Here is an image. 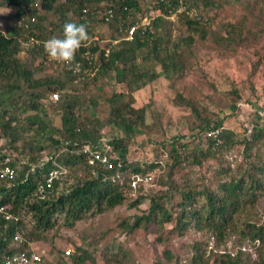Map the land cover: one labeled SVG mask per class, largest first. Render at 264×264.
I'll return each instance as SVG.
<instances>
[{"label": "trees", "instance_id": "16d2710c", "mask_svg": "<svg viewBox=\"0 0 264 264\" xmlns=\"http://www.w3.org/2000/svg\"><path fill=\"white\" fill-rule=\"evenodd\" d=\"M36 1L0 0L15 9L14 23L0 27V160L15 169L13 178H0V264L6 255L29 251L30 246L39 253L40 264L95 263L96 252L104 264H134V252L116 233L132 237L140 230L154 234L162 245L165 261L158 259L155 264L176 263L177 254L165 241L189 229L219 240L231 231L263 245L264 220L254 221L252 215L264 191V113L255 111L238 128L226 127L224 119L186 85L187 95L176 91L174 103L189 108L193 120L189 133L167 137L163 112L154 108L152 98L135 106L134 93L160 77L172 82L183 76L192 66L196 43H214L229 52L253 44L256 35H264V0L248 4L240 19L218 27L208 16L218 6L216 0H163L158 7L164 15L155 17L153 30L133 40L124 38L123 29L132 22L128 18L131 9H138V0H40L41 10H24ZM103 2L115 6L108 22L97 15ZM179 4L185 7L178 15L183 32L172 36L173 23L164 19ZM124 5L128 9H122ZM199 5L200 17L187 13ZM83 8L86 16L80 18ZM51 11L58 17L50 20L49 29L42 22ZM33 14L36 21L28 28L17 24L20 17ZM97 19L112 33L90 38L78 50L73 63L80 61V77L76 79L73 64L49 61L44 43L52 36L61 37L65 23H83L91 36L92 21ZM86 50L94 54L91 62L81 57ZM47 64H55V75L45 74ZM53 92L58 98L50 101L48 95ZM101 100L107 105L105 116ZM240 101L241 93L233 87L229 104ZM212 127H221L220 134L203 135ZM109 128H122L123 133L110 136L113 167L106 169L98 161L90 164L81 146L95 144ZM139 131L143 138L138 145L149 156L131 159L129 152ZM235 144L240 145L241 158L231 168L223 154ZM207 162L216 165L214 172L200 175L199 186L190 183L185 165L202 168ZM52 168L65 170V176L45 188V176ZM151 174L154 190L141 192L140 183L138 193L131 194L132 181ZM122 204L139 213L109 218L104 227L99 224L95 238L83 234L80 245L70 240L74 248L69 254L55 250L54 238L62 228ZM16 234L22 241L14 240ZM36 243L48 244L49 249ZM262 245L249 264H264ZM192 249L187 264H241L239 250L234 255L223 252L205 257L197 241Z\"/></svg>", "mask_w": 264, "mask_h": 264}, {"label": "rangeland", "instance_id": "374dc122", "mask_svg": "<svg viewBox=\"0 0 264 264\" xmlns=\"http://www.w3.org/2000/svg\"><path fill=\"white\" fill-rule=\"evenodd\" d=\"M61 1V0H60ZM139 7L137 10L131 9L129 20L132 21L140 18L142 9L150 2L155 0H138ZM218 6L208 13L211 17V24L213 27H218L223 22H232L241 18L245 13L246 6L253 3L255 0H216ZM40 3V0H37ZM105 3H100L97 11L98 18L102 17ZM201 8L199 6H192V8ZM177 8V6H176ZM41 10V8L39 9ZM15 9L8 4L0 3V27H5L14 23L13 13ZM185 12L184 10H173L166 19L173 24L171 26L172 36H177L179 32H183V26L178 20V15ZM42 13V11H41ZM188 14H190L187 11ZM48 16V18H47ZM57 14L53 11L46 14L47 20L42 22L43 26L50 29V20L54 21ZM93 35L90 38H100V34L108 36L111 34V29L107 24H102L98 19L92 21ZM253 44L242 45L237 50L229 52L223 48H217L214 43H196L194 59H192V66L187 72L175 78L172 82L160 77L144 88L137 90L134 95L136 97L135 106H140L146 103L149 99H153L154 108L163 112L161 123L163 124L164 134L167 137L174 135H185L189 133L190 123L193 121L189 108L180 106L174 103V96L176 91H181L187 95L188 91L185 86H191L198 94V98L202 100L205 105L212 112L224 119V125L229 128H238L239 122L243 119H248L255 111L264 113V35H256ZM49 61H52L48 57ZM58 63V62H57ZM57 67L55 64H47L45 74L55 75ZM92 72L91 74H93ZM91 86V84H90ZM89 86V87H90ZM235 87L241 93V101L235 106H230V90ZM108 88V87H107ZM120 87L117 85V89ZM253 88V89H252ZM106 103L101 100V115L105 116ZM233 114V115H232ZM152 117L149 112L146 113V121L150 122ZM58 121V118L56 117ZM191 121V122H190ZM251 124H247V130L251 129ZM122 128H109L108 136L121 135ZM143 138V134L139 131L135 143L131 146L129 157L131 159L143 158L144 155L149 156V153L138 145V142ZM223 158L230 165L231 168L240 160V145L235 144L229 150L225 151ZM214 164L206 163L204 167L198 168L195 166L185 165V173L187 180L192 184L201 183L202 174L210 175L215 170ZM151 179L145 181L143 177H136L132 181L131 188L128 190L131 194L138 193V185L141 183V192L147 190L153 191L155 184L153 182L154 174L150 175ZM134 195V196H135ZM133 196V197H134ZM253 211L252 217L254 221L264 220V191L259 194L258 201ZM139 213L134 208H128L126 204L115 207L105 214H98L96 216L85 217L75 223L71 228H62L58 237L54 238L55 250L59 254L62 252L66 255L65 250L69 253L73 250L74 244L80 245L81 236L95 238L99 228L105 226V222L116 215L123 216V214ZM105 216L104 219L102 217ZM108 225V223H107ZM96 235H95V234ZM120 241L125 240L126 244L130 246L134 252L136 259L134 264H155L156 260L165 261L162 257V245L155 240L152 233L144 234L141 230L135 233L132 237L125 234L116 233ZM74 241V244L70 243ZM200 242L204 256H212V254L229 253L236 254L240 251V263L249 264L256 258V248L262 245L261 242L255 240L253 242L241 239L235 232L226 233L224 238L219 240L214 236L208 234H201L193 229H189L182 235H174L165 244L177 254V261L174 264H187L193 252V242ZM37 244V243H36ZM100 246V243H96ZM40 248L46 251L49 249L48 244H37ZM35 247V246H34ZM37 249V248H36ZM264 250V244L261 247ZM95 263L89 261L86 264H104L103 259L99 253H95ZM174 262V261H173ZM173 264V263H172Z\"/></svg>", "mask_w": 264, "mask_h": 264}, {"label": "built area", "instance_id": "2783aa9c", "mask_svg": "<svg viewBox=\"0 0 264 264\" xmlns=\"http://www.w3.org/2000/svg\"><path fill=\"white\" fill-rule=\"evenodd\" d=\"M161 1L163 0H155L154 2H150L149 4H147L146 7L141 10L142 15L140 16V18L132 21L131 23L127 24L124 27L123 31H124L125 39L133 40L136 36L142 37L146 34V32L153 30L152 25L155 20V17L157 15H164V12H162L161 9L158 7L159 2ZM33 8H37V10H39L40 4L37 1L31 2L30 4L24 7V10L29 11L30 9ZM122 9L126 10L128 9V6L124 5L122 6ZM176 9L178 11L185 10V7L183 4H179ZM188 12L190 13V15L194 17H200L199 11L194 7L190 8ZM114 13H115V6L112 4L106 5L102 13L103 22L110 21L114 16ZM85 16H86V9L83 8L80 18H85ZM35 21H36V16L33 14L27 17H20L17 21V24L23 28H28L29 25ZM35 42H37V39H35ZM106 53H108V48L105 49V54ZM83 56L90 62L92 61V59H94V54L90 53L88 50L81 53V57ZM81 70L82 69H81L80 61H75L72 65V71L74 74H76V79L80 77ZM57 98L58 95L56 92L50 93L48 95V99L50 101H55ZM221 130H222L221 127H212L209 128L208 130H205L203 135L216 137L218 134H220ZM110 138L111 137H109L107 134L100 137L95 144L85 143L81 146V152L88 155V161L90 164H92L94 161H98L102 163L106 169H110L113 167L112 159L108 154V149L110 148L109 146ZM14 174H15V169L11 165L7 164L6 162H2L0 160V178L11 179L13 178ZM64 176H65V170L60 168H52L47 172L43 186L45 188L51 187L55 181H59L63 179ZM142 179L147 181L150 180L151 177L143 176ZM13 238L14 240L22 241V236L20 234L14 235ZM65 253L69 254V251L65 250ZM3 264H40V255L34 248H32V246H30L29 251L20 250L6 255L3 260Z\"/></svg>", "mask_w": 264, "mask_h": 264}, {"label": "clouds", "instance_id": "9594fccd", "mask_svg": "<svg viewBox=\"0 0 264 264\" xmlns=\"http://www.w3.org/2000/svg\"><path fill=\"white\" fill-rule=\"evenodd\" d=\"M88 39L89 35L85 24L67 22L63 25L62 36H52L46 40L44 49L51 60L71 67L76 53Z\"/></svg>", "mask_w": 264, "mask_h": 264}]
</instances>
